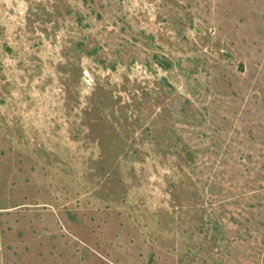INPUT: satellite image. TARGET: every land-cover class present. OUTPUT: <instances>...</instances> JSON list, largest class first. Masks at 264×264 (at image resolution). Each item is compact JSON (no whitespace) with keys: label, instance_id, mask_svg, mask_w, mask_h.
I'll use <instances>...</instances> for the list:
<instances>
[{"label":"rangeland","instance_id":"374dc122","mask_svg":"<svg viewBox=\"0 0 264 264\" xmlns=\"http://www.w3.org/2000/svg\"><path fill=\"white\" fill-rule=\"evenodd\" d=\"M0 264H264V0H0Z\"/></svg>","mask_w":264,"mask_h":264},{"label":"trees","instance_id":"16d2710c","mask_svg":"<svg viewBox=\"0 0 264 264\" xmlns=\"http://www.w3.org/2000/svg\"><path fill=\"white\" fill-rule=\"evenodd\" d=\"M96 54V50H92V51H90L89 53H88V55L89 56H92V55H95ZM157 60V59H156ZM157 63H158V65L162 68V69H164V70H167V69H169L170 68V66H171V64H170V62L169 61H164V62H158V60H157Z\"/></svg>","mask_w":264,"mask_h":264}]
</instances>
